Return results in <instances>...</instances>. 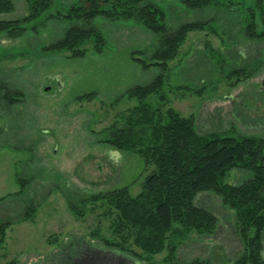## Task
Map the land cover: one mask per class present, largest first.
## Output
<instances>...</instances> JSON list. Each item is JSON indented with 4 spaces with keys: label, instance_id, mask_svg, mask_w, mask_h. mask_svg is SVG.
<instances>
[{
    "label": "rangeland",
    "instance_id": "374dc122",
    "mask_svg": "<svg viewBox=\"0 0 264 264\" xmlns=\"http://www.w3.org/2000/svg\"><path fill=\"white\" fill-rule=\"evenodd\" d=\"M76 1L53 0L29 24L35 28L20 37L0 33V79L21 92L13 104L0 101V221L14 220L29 202L36 204L32 220L14 221L6 229L0 264L12 259L15 264H74L80 250L104 264H169L166 248L148 255L126 232L119 235L117 213L106 203H80L83 197L123 185L136 195L152 169H144L136 153L105 140L110 126L121 124L137 103L122 93L161 71L155 64L143 67L133 60L151 62L156 36L131 19L96 16L92 22L104 38L101 47L87 41L82 57L44 49L71 24L45 16ZM150 1L163 9L169 28L208 21L203 30L186 35L168 62L164 85L147 99L152 107L192 116L201 135L263 137L264 38L243 33L253 0H219L201 9L187 8L181 0ZM12 4L0 19L27 13L26 0ZM262 25L256 20L257 29ZM94 44L101 49L96 51ZM251 176L241 166L232 167L223 182L239 184ZM193 202L216 215V228L211 234L190 231L174 238L178 246L171 264L197 258L230 264L242 249L234 210L213 190L197 192ZM68 203L81 214H74Z\"/></svg>",
    "mask_w": 264,
    "mask_h": 264
},
{
    "label": "trees",
    "instance_id": "16d2710c",
    "mask_svg": "<svg viewBox=\"0 0 264 264\" xmlns=\"http://www.w3.org/2000/svg\"><path fill=\"white\" fill-rule=\"evenodd\" d=\"M53 0H26L27 13L16 19H0V33L7 38L20 37L27 29L35 28L33 21L41 16ZM219 0H181L187 8L201 9ZM243 33L247 38H264V0H253ZM12 0H0V14L12 10ZM108 20L131 19L156 36L150 60L133 57L143 67L155 64L160 72L144 84L126 89L122 95L136 100L129 108L123 122H114L105 142L115 148L136 153L143 160L144 169L152 167L145 176L141 190L131 195L128 185L97 192L80 200L101 201L117 213L116 232H125L132 243L143 253L152 255L167 249L166 260L172 263L178 242L190 231L211 234L217 217L210 210L194 204L195 194L201 190L215 191L222 202L234 210L236 233L242 241L241 252L230 264H264V136L241 135L238 137L198 133L192 116H181L172 108L161 111L152 107L149 97L158 94L165 83L168 62L178 53L179 47L191 31L203 30L208 21L183 22L169 28L164 23L165 12L150 0H77L66 9L49 13L46 19H67L71 24L61 38L44 46L46 50L66 51L70 56H83L87 41L93 40L100 47L104 44L94 17ZM256 20L262 23L256 28ZM94 44V49L99 51ZM8 82L0 79V101L5 105L16 102L21 94L9 89ZM159 98H164L163 94ZM242 167L252 176L239 183L223 182L228 169ZM23 183L26 179L18 178ZM68 208L80 215L77 205ZM36 204L29 202L14 220L0 221V247L5 231L14 221L32 220ZM113 245V244H111ZM12 259L6 264H15ZM181 264H213L208 259H193Z\"/></svg>",
    "mask_w": 264,
    "mask_h": 264
},
{
    "label": "flooded vegetation",
    "instance_id": "af4514ba",
    "mask_svg": "<svg viewBox=\"0 0 264 264\" xmlns=\"http://www.w3.org/2000/svg\"><path fill=\"white\" fill-rule=\"evenodd\" d=\"M79 256L75 257V261L74 264H84L87 263L88 260H96V262H100V264H104V261L101 260V258H99L98 256H96L97 258L95 259L94 257H90L87 252L85 250H80L79 252ZM86 261V262H85Z\"/></svg>",
    "mask_w": 264,
    "mask_h": 264
},
{
    "label": "water",
    "instance_id": "95a60500",
    "mask_svg": "<svg viewBox=\"0 0 264 264\" xmlns=\"http://www.w3.org/2000/svg\"><path fill=\"white\" fill-rule=\"evenodd\" d=\"M86 262V261H85ZM84 264H88V261H87V263H84Z\"/></svg>",
    "mask_w": 264,
    "mask_h": 264
}]
</instances>
